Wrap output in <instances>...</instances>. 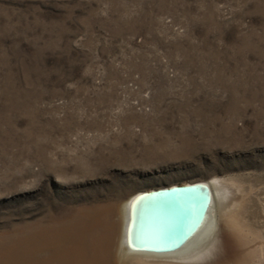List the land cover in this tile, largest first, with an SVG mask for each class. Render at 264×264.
Instances as JSON below:
<instances>
[{"label": "rangeland", "instance_id": "1", "mask_svg": "<svg viewBox=\"0 0 264 264\" xmlns=\"http://www.w3.org/2000/svg\"><path fill=\"white\" fill-rule=\"evenodd\" d=\"M213 178L235 226L196 264H264V0H0V244Z\"/></svg>", "mask_w": 264, "mask_h": 264}, {"label": "bare ground", "instance_id": "2", "mask_svg": "<svg viewBox=\"0 0 264 264\" xmlns=\"http://www.w3.org/2000/svg\"><path fill=\"white\" fill-rule=\"evenodd\" d=\"M184 185L194 187L193 191L154 194L178 185L138 191L120 205H90L48 223L37 220L8 244H0V264H126L129 260L196 264L208 260L219 249L223 229H234L232 210L237 197L219 178Z\"/></svg>", "mask_w": 264, "mask_h": 264}, {"label": "water", "instance_id": "3", "mask_svg": "<svg viewBox=\"0 0 264 264\" xmlns=\"http://www.w3.org/2000/svg\"><path fill=\"white\" fill-rule=\"evenodd\" d=\"M193 188L194 187H190L188 185H180L176 188L171 187L169 189L156 190V191H154L155 192L154 194L155 195L158 194L159 196H163V195L166 196V195L174 194L176 192L184 194V193H189V192L193 191ZM207 201H208V196H206L202 199V206L203 207H205Z\"/></svg>", "mask_w": 264, "mask_h": 264}]
</instances>
